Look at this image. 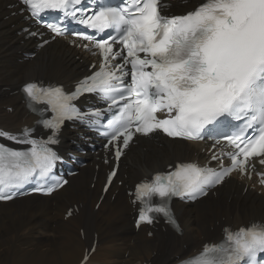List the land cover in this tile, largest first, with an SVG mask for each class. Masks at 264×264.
<instances>
[{"label": "snow or ice", "instance_id": "snow-or-ice-1", "mask_svg": "<svg viewBox=\"0 0 264 264\" xmlns=\"http://www.w3.org/2000/svg\"><path fill=\"white\" fill-rule=\"evenodd\" d=\"M19 3V11L37 21L46 13H59L57 22L45 25L56 36L68 31L65 22L91 30L71 34L87 42L82 45L86 50L95 48L101 63L71 92L51 84L24 86L30 110L40 115L38 124L51 135L37 139L30 128L18 135L0 130V137L30 146L16 149L0 143V201L23 194L19 190L27 184L50 195L68 183L53 174L59 157L50 147L66 120L95 127L115 147L117 160L136 134L158 131L185 140L207 137L232 149L212 156L220 160L227 155L228 167L182 163L139 183L138 223L150 224L158 214L181 231L170 207L174 197L196 200L234 171L250 175L252 158L264 165V0H202L181 15L166 14L165 0ZM85 93L99 96L107 108L81 111L75 101ZM115 175L113 170L109 183ZM257 175L264 184V173ZM183 264H264V223L225 228L219 243L205 245Z\"/></svg>", "mask_w": 264, "mask_h": 264}, {"label": "bare ground", "instance_id": "bare-ground-1", "mask_svg": "<svg viewBox=\"0 0 264 264\" xmlns=\"http://www.w3.org/2000/svg\"><path fill=\"white\" fill-rule=\"evenodd\" d=\"M198 1L186 0L181 9L193 8ZM8 4L0 0V125L14 131L36 120L26 112L21 94L16 92L21 85L37 79L68 84L84 74L85 65L77 60L79 52L63 41L48 45L33 60H27L24 54L32 49V42L18 34L22 16H11ZM65 140H76L75 134L65 135ZM195 152L194 144L141 140L130 149L121 177L125 185L134 184ZM99 169L105 167L100 165ZM93 174L92 168L83 169L49 198L32 196L0 204V264H80L95 239L98 247L87 264H174L199 252L204 243L218 239L225 226L238 228L264 220V194L250 191L242 195L232 183L233 189L222 188L216 198L207 196L194 205L176 203L181 231L160 227L150 238L145 228L138 233L133 229V209L125 186L113 202L109 194L99 210H94L104 172L97 176L94 188ZM73 206L77 211L66 219Z\"/></svg>", "mask_w": 264, "mask_h": 264}]
</instances>
